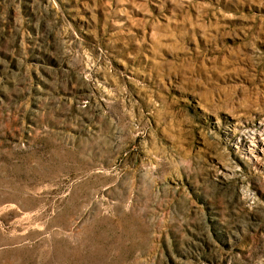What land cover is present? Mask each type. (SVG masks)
Wrapping results in <instances>:
<instances>
[{"label":"rangeland","instance_id":"1","mask_svg":"<svg viewBox=\"0 0 264 264\" xmlns=\"http://www.w3.org/2000/svg\"><path fill=\"white\" fill-rule=\"evenodd\" d=\"M0 264H264V0H0Z\"/></svg>","mask_w":264,"mask_h":264}]
</instances>
